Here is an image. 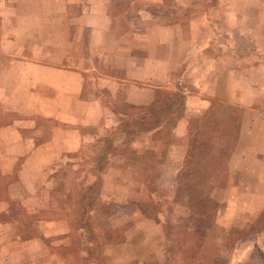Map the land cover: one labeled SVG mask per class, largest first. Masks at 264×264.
<instances>
[{
  "label": "rangeland",
  "instance_id": "374dc122",
  "mask_svg": "<svg viewBox=\"0 0 264 264\" xmlns=\"http://www.w3.org/2000/svg\"><path fill=\"white\" fill-rule=\"evenodd\" d=\"M86 1L107 9L111 32H91L90 49L89 29H76L71 54L76 68L90 69L83 72L86 91L100 95L113 112L102 118L111 127L71 125L81 144L54 163V193L32 223L45 240L24 245L10 225H0V264H264V193L257 177L264 163L254 159L264 148L254 144L250 130L240 137L245 123H262L255 140L264 134V0ZM52 27L53 38L62 35L60 23ZM115 35L123 42L117 68L112 51L99 44ZM9 58L0 52V66L10 65ZM103 75H137L140 92L153 100L126 101V86L114 98ZM233 109L240 123L229 121L226 128L222 122L228 124ZM8 117L2 114L0 122ZM38 122L47 138L55 121ZM125 123L128 128H121ZM104 139L116 148L105 168L94 167ZM97 177L88 214L94 237H75L70 226L71 244L64 236L53 240L44 222H75L78 194L93 192ZM15 178V169H0V196ZM22 197L9 199L23 206ZM7 213L0 211V221ZM128 236L137 238L135 249L116 245Z\"/></svg>",
  "mask_w": 264,
  "mask_h": 264
},
{
  "label": "crops",
  "instance_id": "0c3cea01",
  "mask_svg": "<svg viewBox=\"0 0 264 264\" xmlns=\"http://www.w3.org/2000/svg\"><path fill=\"white\" fill-rule=\"evenodd\" d=\"M46 22L51 25H46ZM55 23L56 26L60 23L64 30L62 35L53 38L55 27L52 26ZM80 28L89 29L87 42H90V47L88 44L86 47L91 49V32L101 35L111 32L107 9L101 10L86 0H0V52L10 57V65L0 66V117L2 114L9 115L7 121L0 122V169L7 173L16 170V178L10 182L6 193L3 191V196H0V211L7 213L10 196L20 197L22 192L26 198L22 197L21 202L28 213L46 206L44 198H51L50 191L54 193V163L61 156L77 151L81 144L78 130L71 125H88L96 130L111 127V124L103 125L102 118L108 112L113 116V112L100 95L88 96L86 91L83 72L90 69L74 65L75 55L71 53L75 50V41L78 42L75 30ZM45 35H50L46 42ZM115 37L113 41L108 40L105 44L99 41V44L101 49L112 51L109 56L114 63L112 66L117 68L115 62L119 58L122 60L119 67L123 65V42ZM55 51L61 52L60 57L57 58L59 55ZM103 76L100 81L104 82L109 95L114 98L126 86V101L139 104L153 100V97H145V93L140 92L138 80L141 79L137 75H130L128 79ZM151 88L150 91H155L156 87L152 85ZM40 117L56 123L50 128L47 138H43V129L38 122ZM261 124L255 123L250 128L249 123H245L240 137L243 131L250 130L254 144L264 148V134L255 140L258 134L256 126ZM258 152L254 159L264 163V151ZM257 175L262 186L260 192L264 193V172ZM39 177L42 180L37 182ZM11 190L18 191L11 194ZM44 224L52 230L48 235L55 237L53 240H61L64 236V239H69L67 245L71 244L70 236H66L70 231L69 219L56 218ZM0 225H10L16 232L14 222L2 220ZM3 234L6 236L5 231ZM14 234L20 239L17 232ZM40 240V237L20 239L24 245L27 242L41 243ZM136 240L135 236H128L116 245L135 249L133 243Z\"/></svg>",
  "mask_w": 264,
  "mask_h": 264
},
{
  "label": "trees",
  "instance_id": "16d2710c",
  "mask_svg": "<svg viewBox=\"0 0 264 264\" xmlns=\"http://www.w3.org/2000/svg\"><path fill=\"white\" fill-rule=\"evenodd\" d=\"M234 111H235V109H233L227 117L228 124L225 121L222 122L224 127H226V128L228 127L229 121L231 124H233V125L236 124V127H238L240 122L238 121V117L237 118L235 117ZM169 119L170 118H168V120ZM120 127L121 128H123V127L128 128V124H126V123L123 125L120 124ZM168 128H166L167 133L170 132V130ZM238 130H239V128L235 129V135H234L235 137L238 135ZM231 132H232V130H231ZM104 140H105V145L102 147L100 153L94 158V163H96V165L94 167L97 166L100 168L101 167L105 168V166L107 165V163L109 161L108 155L110 154V150L116 148V147H113V144L111 142H107L108 139H104ZM223 147L224 148L226 147L227 149L232 148L231 146H223ZM100 183H101V177H97V179L92 184V187L94 189L93 192H90V191L84 189L81 192H79V194H78L77 202H76L77 203L76 212L78 213V218H76V219L74 218L75 222H73V221H72V223L70 222L71 232L75 230L74 231L75 237H77V232L85 233L86 237H88V238L94 237L93 236V226H92V223L90 221V218H88V214H90V212L93 210V208L96 204V199H97V194H98L96 192V189H98L100 187L99 186ZM72 206H73V203H72ZM41 212H43V211H36L33 213H28L27 210L20 203H18V201H14V200H10V199L8 200V213H7L8 214L7 215L8 221L15 223L17 234L20 237V239H22V240L31 239L34 237H40L41 239L45 240L44 237L40 236L37 233V231H35V229L32 225L33 220L37 216H39V213H41ZM261 227H263V226H261ZM104 239H106V236H104ZM112 239H113V237H111V235H109L106 242H110V241H112ZM47 241L50 242L51 239H47ZM50 247H52V249H54V248L62 249L61 245L57 246V247H55V246H50ZM63 248H66V246ZM67 249H68V247H67Z\"/></svg>",
  "mask_w": 264,
  "mask_h": 264
}]
</instances>
